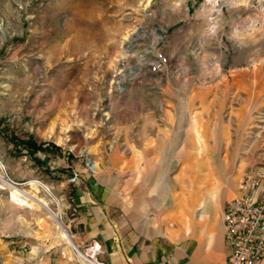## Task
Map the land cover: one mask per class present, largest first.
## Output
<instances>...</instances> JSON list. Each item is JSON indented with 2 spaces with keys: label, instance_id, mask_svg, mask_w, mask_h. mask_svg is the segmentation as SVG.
I'll return each instance as SVG.
<instances>
[{
  "label": "rangeland",
  "instance_id": "obj_1",
  "mask_svg": "<svg viewBox=\"0 0 264 264\" xmlns=\"http://www.w3.org/2000/svg\"><path fill=\"white\" fill-rule=\"evenodd\" d=\"M218 1L0 0V172L50 203L78 251L92 241L77 239L76 188L107 174L133 184L136 153L232 158L219 166L227 200L264 164V0H220V14ZM159 54L168 65L151 72ZM205 126L217 148L203 147ZM189 167L171 164L165 185ZM8 192L0 264H87L46 210Z\"/></svg>",
  "mask_w": 264,
  "mask_h": 264
},
{
  "label": "crops",
  "instance_id": "obj_2",
  "mask_svg": "<svg viewBox=\"0 0 264 264\" xmlns=\"http://www.w3.org/2000/svg\"><path fill=\"white\" fill-rule=\"evenodd\" d=\"M212 130L213 126H205L203 147L217 148L208 146L214 141ZM193 143L192 149H199ZM156 152V156L145 152L144 158L134 155L133 164L143 165V175L138 173L133 184H128L130 179L122 184L107 174L76 188L78 242H100L102 260L108 264H224L230 248L222 215L238 186L232 187L233 198L223 197V184L231 183L219 166L236 161L215 154L200 156L198 151L178 161L179 157ZM184 162L190 169L174 178L181 184L165 185L168 167ZM185 180L192 189L188 206L181 192ZM221 200L224 205L219 207Z\"/></svg>",
  "mask_w": 264,
  "mask_h": 264
},
{
  "label": "built area",
  "instance_id": "obj_3",
  "mask_svg": "<svg viewBox=\"0 0 264 264\" xmlns=\"http://www.w3.org/2000/svg\"><path fill=\"white\" fill-rule=\"evenodd\" d=\"M168 59L159 54L151 72H159ZM72 181H76L73 178ZM10 185L20 186L11 181ZM8 198L17 199L9 188ZM224 236L230 253L224 264H261L264 262V164L247 169L238 183V194L226 203L223 215ZM78 251V250H77ZM103 246L93 240L85 246L80 260L87 264H108L101 259Z\"/></svg>",
  "mask_w": 264,
  "mask_h": 264
},
{
  "label": "bare ground",
  "instance_id": "obj_4",
  "mask_svg": "<svg viewBox=\"0 0 264 264\" xmlns=\"http://www.w3.org/2000/svg\"><path fill=\"white\" fill-rule=\"evenodd\" d=\"M218 2H219V4L217 5V7H218L217 12H218V14H220L222 7L226 3H223V2L220 3L221 2L220 0ZM32 184L35 186H38V185L43 186V185L39 184V182H34ZM28 185H30V183ZM43 187H45V186H43ZM7 188H11L13 196L17 199L16 204H18L20 207H24L27 209H35V210L40 208V209L46 210L49 213V215L52 216V219H53V221H54V223L58 229V232H59L58 236L60 237V239L69 243L70 246L74 250L77 251V248L75 247L70 235L65 230V228L62 226L61 222L57 218V215L51 210L50 203L47 200L39 197L38 195L34 194L32 191H28V190L21 188L19 186L12 187L10 185V183L7 182L6 178L0 172V189L5 190ZM46 190H48V189H46Z\"/></svg>",
  "mask_w": 264,
  "mask_h": 264
}]
</instances>
